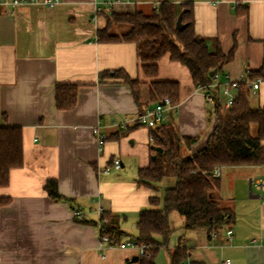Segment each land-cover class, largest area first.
Masks as SVG:
<instances>
[{
	"label": "crops",
	"instance_id": "1",
	"mask_svg": "<svg viewBox=\"0 0 264 264\" xmlns=\"http://www.w3.org/2000/svg\"><path fill=\"white\" fill-rule=\"evenodd\" d=\"M13 1L0 0V109L7 115L0 124L22 129L24 166L11 171L9 187L0 188V198L12 199L0 208V264H139L132 261L138 256L134 250L99 251L98 224L103 214L117 216L125 233L121 242L134 241L129 236H137V227L127 229L129 219L137 224L141 211L150 208V198L160 197L162 183L156 192L137 183L140 169L153 156L152 130L133 122L161 101L152 99L154 81L144 74L136 46L100 43L98 31L106 27L107 14H149L155 0H56L54 7L14 6ZM169 1L192 3L196 33L217 37L226 55L236 45L226 68L231 82L264 71V0ZM97 8L102 12L96 13ZM239 9L246 13L238 15ZM116 71L141 82L138 102L129 84L103 77ZM155 81L179 83V103L164 124L182 137L196 138L184 146L187 156L196 154L217 125L207 91L198 89L188 69L169 55L160 61ZM58 84L79 87L72 110L57 109ZM221 101L225 106L224 95ZM251 105L264 108V82L251 93ZM123 126L130 131L117 138ZM96 127L107 136L102 150ZM115 159L122 161L121 169L103 173ZM132 159L137 166L129 176ZM251 178L264 181V166L223 169L218 195L235 213L229 226L233 238L226 242L229 227L212 239L203 230H192L201 234L196 249L180 241L190 249L189 262L264 264V199L249 196ZM50 179L57 180L61 200L44 190ZM174 185L173 180L167 189ZM259 193L264 198V191ZM76 211L88 223L77 221Z\"/></svg>",
	"mask_w": 264,
	"mask_h": 264
},
{
	"label": "trees",
	"instance_id": "2",
	"mask_svg": "<svg viewBox=\"0 0 264 264\" xmlns=\"http://www.w3.org/2000/svg\"><path fill=\"white\" fill-rule=\"evenodd\" d=\"M151 13L137 11L134 14H107V24L98 31V41L103 44L130 43L136 46L141 68L151 83L153 100L169 98L176 106L180 99V85L177 82L155 81L159 75V63L167 55L173 62L188 69L194 85L213 97V113L217 125L206 146L192 156L184 155V146L190 147L197 140L182 137L175 127L162 124L152 130V159L148 167L139 171L137 183L159 191V185L168 178L175 179V185L166 189L164 198H150V208L141 211L137 236H129L138 245L147 246L139 264H156V257L162 248L169 246L173 235L170 222L172 212L179 213L185 221L186 230H203L209 239L229 227L235 213L221 204L219 191L221 178L213 176L218 167L264 166V108L254 109L251 105V83L264 81V71L250 73L249 78L239 83L235 100L230 109L221 101L223 85L227 80L226 68L234 59L236 45L230 54L223 52L220 40L199 36L195 31L194 6L185 3L176 6L169 0H155ZM180 11V13H179ZM239 9L238 15L245 14ZM182 14L185 29L177 30L178 16ZM215 71L216 74L211 76ZM219 77V81L216 80ZM103 77L121 80L132 88L135 100L139 101L138 79H131L125 72L105 73ZM77 85L58 84L56 106L59 111L75 108L78 99ZM7 115L1 112L0 122ZM136 127H141L134 124ZM256 127V135L252 134ZM129 127L121 129L117 138L124 137ZM161 149V152H157ZM24 166L23 132L20 127L0 124V188L10 185L11 171ZM44 190L53 200H61L57 180L50 179ZM163 201V203H162ZM10 197L0 198V208L10 205ZM162 203V207H161ZM103 228L112 240L120 241L125 235L120 229V218L103 214ZM81 223H88L86 220ZM171 264H201L189 262L190 249L182 242L169 251Z\"/></svg>",
	"mask_w": 264,
	"mask_h": 264
},
{
	"label": "built area",
	"instance_id": "3",
	"mask_svg": "<svg viewBox=\"0 0 264 264\" xmlns=\"http://www.w3.org/2000/svg\"><path fill=\"white\" fill-rule=\"evenodd\" d=\"M39 4L44 5L47 7H54L57 5L56 0H14L12 2V5L16 6L19 4ZM240 5L237 4L235 8H238ZM102 12L101 8H97L96 13ZM216 80L219 81V77L216 76ZM264 81L258 80L256 82L251 83V90L252 93L255 94L257 90L259 89L260 85ZM241 82H231L228 78L226 82L223 85V95L226 98V109H230L234 103L235 95L232 94V91H235ZM207 101L211 104H213V97L210 93H207L206 95ZM174 108V106L171 104V101L169 98H165L162 100L159 104H157L153 108H147L145 109L141 114L137 116V118L134 120V124H138L141 127L148 128L150 130L156 129L160 125L164 124L166 121V116L169 111H171ZM126 126H123L122 129H126ZM94 134L96 135L98 145L100 150H102L103 146L105 145V142L107 140V136L102 134L100 131V127H96L94 129ZM150 142H153V136L151 134L150 136ZM122 161L119 159H115L109 166H107L103 173L108 174L112 172L113 170H119L121 169ZM223 167H218L214 170L213 176L216 178H221L223 175ZM264 191V181L262 180H249V196L251 198L256 199H264L259 192ZM84 215L81 211L75 212V218L77 219H83ZM106 223L105 220L100 219L98 224L99 229V251L105 252V250L108 249H119V250H134L138 253V256H144L147 250V246L145 245H138L135 241H129V242H120L117 240H112L110 236L107 234L106 230L103 228L104 224ZM219 233L213 234L212 237H217ZM233 238V230L232 228H228L226 231V242H229ZM256 242V241H255ZM226 264H230V261H227Z\"/></svg>",
	"mask_w": 264,
	"mask_h": 264
},
{
	"label": "rangeland",
	"instance_id": "4",
	"mask_svg": "<svg viewBox=\"0 0 264 264\" xmlns=\"http://www.w3.org/2000/svg\"><path fill=\"white\" fill-rule=\"evenodd\" d=\"M252 134L256 135V127L253 128ZM152 147H153V143L149 141V149L151 150ZM184 155L187 156V153L184 152ZM130 165H132V167L128 168L129 176H131V172H132V174L135 173V166H137L136 160L132 159L129 163V167H130ZM173 180L175 181L174 178H168L162 182L161 189H160V192L158 194L161 198H164L165 191H166L168 185ZM170 222H171V227H172L174 232H173V235L169 241L168 249L162 248L159 251V253L156 257V264H171L169 251H173L174 249H176V247L179 245L180 241H183L184 244H188L190 247H193L194 249H196L198 247L197 243L195 241L198 239V236L201 234L199 232H196V231H187L185 229L184 218L179 213L172 212L170 214ZM126 227L130 231H136V220L129 219ZM124 243H126V242H124Z\"/></svg>",
	"mask_w": 264,
	"mask_h": 264
},
{
	"label": "water",
	"instance_id": "5",
	"mask_svg": "<svg viewBox=\"0 0 264 264\" xmlns=\"http://www.w3.org/2000/svg\"><path fill=\"white\" fill-rule=\"evenodd\" d=\"M185 25H183L182 24V14L179 16V18H178V20H177V23H176V29L177 30H183V29H185ZM216 74V72L215 71H213L212 73H211V76H214ZM157 152H161L162 150L161 149H157L156 150ZM133 263H137V262H139V257L138 256H136L133 260Z\"/></svg>",
	"mask_w": 264,
	"mask_h": 264
}]
</instances>
